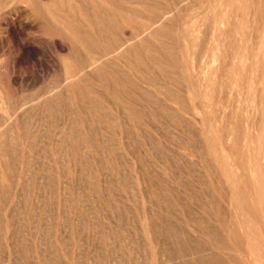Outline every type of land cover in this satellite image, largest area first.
<instances>
[{"label":"bare ground","instance_id":"bare-ground-1","mask_svg":"<svg viewBox=\"0 0 264 264\" xmlns=\"http://www.w3.org/2000/svg\"><path fill=\"white\" fill-rule=\"evenodd\" d=\"M44 118L60 224L1 208L0 264H264V0H0V203Z\"/></svg>","mask_w":264,"mask_h":264},{"label":"rangeland","instance_id":"rangeland-1","mask_svg":"<svg viewBox=\"0 0 264 264\" xmlns=\"http://www.w3.org/2000/svg\"><path fill=\"white\" fill-rule=\"evenodd\" d=\"M44 38L45 39H47V37H45L44 36ZM59 47H66V45L65 46H63V45H59V46H56V49L55 48H53L52 49V47H48V50L46 51V55L44 56V57H42L41 58V63H42V65H45V66H48V64L49 65H51L52 63H56L57 62V58L59 57V50H58V48ZM56 50H57V52H56ZM58 53V54H57ZM55 60H56V62H55ZM31 66H29V71H32L33 69L34 70H37V68H38V63H36L35 65H33V67H31ZM44 76L46 77V79H47V76H46V73L44 74ZM223 98H224V96H223ZM226 99H227V101H226ZM226 99H223V100H225V101H223V100H221L222 102L221 103H223L224 104V106H225V108H224V106H223V104L221 105V103H220V110H222V111H224V113H228L229 112V103H230V101H231V98L229 99V96H228V98H226ZM228 103V104H227ZM227 104V105H226ZM251 111V110H250ZM247 112L246 114H244V117L247 115L248 117H249V114L250 115H252V113H253V111H251V112ZM220 113V112H219ZM216 115H217V117H216ZM216 115L214 114L213 115V117H212V119L214 120V122H215V124L217 125V122L219 121L218 120V116H220L218 113H216ZM215 118V119H214ZM38 119H36L34 122H35V124H37V122H38V124L40 123V124H43V123H45V124H43L42 126H45V127H43L42 128V126H41V128H32L31 130H33V132H30V134H29V137H28V139H30V140H27V142H25V150H24V153H25V155H23V165H21L20 164V169H18L19 168V166H17L18 168H17V173H21L22 172V177H23V179H25V180H19L18 178H17V180L15 179L16 178V176H17V174H16V176H15V174L13 175V177H12V182H9V181H7V183H9V184H11V187L14 189H12L11 187L10 188H8V189H6V191H8V193L12 190L13 191V195H14V198H13V195H12V191H11V194L10 195H12V196H10L11 197V199H9L10 200V202L9 201H6V203L5 204H3V203H0V209L2 208H12V209H14V207L16 208V209H19V210H21L22 208H26L27 206L28 207H31V208H40V210L42 211L43 210V213H44V211H45V213H44V215H46L45 216V218H49L48 219V221L50 222L51 221V218L53 219V217H55V219H54V221L52 220L50 223L49 222H47L48 224H54V226H59L58 224H60V217H59V213H60V211H59V207L57 206V208L55 207V203H57V201L58 200H56L58 197H56L57 196V192L56 191H58L57 190V184L59 183L58 181H59V175H60V168L59 167H61V166H58L59 164L61 165V156H60V154H58V153H60V152H54V150L55 149H53L54 147L56 148V150L58 151V149H59V145H58V141H56V140H58V135L57 134H59V127H56L57 125H58V118L56 119V126L54 125V127H53V124L52 123H50L51 121H48V119L46 118V120H45V118L43 119V120H41L40 122H39V120L37 121ZM49 123V124H48ZM48 124V125H47ZM50 125H52V126H50ZM33 126H34V123H33ZM59 126V125H58ZM47 127V128H46ZM54 128V129H53ZM39 130H40V132H39ZM42 130V131H41ZM44 130V131H43ZM46 130V131H45ZM47 130H49V131H47ZM36 131V132H35ZM52 131V132H51ZM38 133V135H36ZM46 133H48V134H46ZM51 133V134H50ZM55 133V134H54ZM46 134V136L44 137V135ZM33 135H35V137L33 136ZM50 135H52V138L51 137H49ZM53 136L56 138V140L53 138ZM31 138H35V139H31ZM50 138V139H49ZM54 139V141H55V144H53L54 142H50V140L52 141ZM33 140H35L36 142H34ZM32 141L33 142V144H32V142H31V144L29 145V143ZM42 141V142H41ZM29 142V143H28ZM26 143H28V144H26ZM49 143H51V144H49ZM40 145V146H39ZM51 146V147H50ZM52 146H53V148H52ZM57 146V147H56ZM52 150V151H51ZM190 150V149H189ZM188 150V153L191 151H189ZM26 151V152H25ZM32 152V153H31ZM49 152V153H48ZM31 153V154H30ZM27 154H29L28 156H27ZM49 154H51L52 156H50ZM58 154V155H57ZM39 155V156H38ZM41 156V157H40ZM54 156V157H53ZM236 156V155H235ZM235 156L234 155H231L229 158H228V162H229V164L233 167V169H232V167L230 166V169L232 170V171H234V173L235 174H237L238 176L241 174L240 173V171H239V169L241 168V166L239 165V168H238V160H237V158H235ZM28 157V158H27ZM52 157H53V159H52ZM51 158V159H50ZM194 158V157H193ZM192 158V159H193ZM233 158V159H232ZM28 159V160H27ZM195 159V158H194ZM58 160L60 161V163L58 162ZM52 161V162H51ZM58 163V164H57ZM233 163V164H232ZM236 163V164H235ZM35 164V165H34ZM54 165V166H53ZM23 166H25V167H23ZM236 168V170H235V168ZM56 168H57V171H55V173L57 172V175L55 176L54 174H53V172H54V170H56ZM238 168V169H237ZM23 169V170H22ZM29 170V172L27 171V173H26V170ZM19 170V171H18ZM237 171V172H236ZM52 172V173H51ZM242 172V171H241ZM25 173V174H24ZM43 173V174H42ZM51 174H52V176H53V179L51 178L52 176H51ZM59 174V175H58ZM37 175V176H36ZM50 175V176H49ZM44 176V177H43ZM29 177V178H28ZM46 177V178H45ZM47 177H50V181L48 180L49 178H47ZM37 178V181L35 180V182L33 181L34 179H36ZM39 178V179H38ZM56 180H55V179ZM58 178V179H57ZM27 179V180H26ZM13 180H16V181H13ZM55 180V183H53V181ZM25 181V182H24ZM39 181V182H38ZM52 181V184H53V186H52V184H50V182ZM23 182V183H22ZM32 182H33V184H32ZM46 182V183H45ZM12 183H13V186H14V183H15V185H17L18 183H22L21 185H24V186H27V184H29L30 183V185H32V186H34L30 191L29 190H27V188H25L24 186V188H20V192H19V190H17V189H19V188H14L13 186H12ZM26 184V185H25ZM51 185V187L49 186V185ZM37 185V186H36ZM45 185V186H44ZM48 185V186H47ZM54 185L56 186V188L54 187ZM41 186V188H39ZM47 186V187H46ZM36 187V188H35ZM38 187V188H37ZM52 187H53V189H52ZM46 188V189H45ZM49 188H51V189H49ZM39 189V190H38ZM50 190V191H49ZM51 191H54V193L56 194V195H54V193H52ZM18 192V193H17ZM21 192H23V194L24 195H20V194H22ZM28 192V193H27ZM36 192H37V194H36ZM45 192V193H44ZM29 193H31L30 195H29ZM43 193V194H42ZM48 193H52V196H53V199H51V195L49 194L48 195ZM16 194H18V196L16 195ZM46 196H45V195ZM21 196V198H23V199H21V198H19L20 196ZM39 195H41V196H39ZM48 195V196H47ZM16 196V197H15ZM24 196V197H23ZM37 196L38 197H40V198H37ZM43 196H44V198H43ZM31 197V198H30ZM46 197H48V198H46ZM7 198H9V197H7ZM55 198V199H54ZM21 199V200H20ZM35 199V200H34ZM5 200H8V199H5ZM13 202H12V201ZM23 200V201H22ZM42 200V201H41ZM46 200H48V201H46ZM51 200H53V201H51ZM19 201H21V202H19ZM48 202H51V204L50 203H48ZM12 203V204H11ZM17 203V205H15L14 206V204H16ZM19 203V204H18ZM36 203V204H35ZM7 204V206H5ZM9 204V205H8ZM34 204V205H33ZM40 204V205H39ZM45 204V205H44ZM46 204L48 205V206H46ZM52 204H54V207H52L53 205ZM58 204V203H57ZM19 205V206H18ZM26 205V206H25ZM42 205V206H41ZM22 206V207H21ZM43 206H44V209H43ZM47 207H49V208H47ZM47 208V209H46ZM56 208V209H55ZM46 209V210H45ZM56 211H54V210ZM58 209V210H57ZM51 210H53V212L51 211ZM50 213L52 214V215H50ZM55 213H57L58 214V217L56 216L57 214H55ZM2 215H7V214H5V213H2ZM47 215H50V217L49 216H47ZM53 216V217H52ZM56 218H58V219H56ZM51 225H48L47 226V229H49V228H51V229H49V232H47V229L45 228V232L46 233H52L53 232V235L52 234H49V235H51V236H48V234H43L42 236H44V238H46V239H48V240H46L45 239V241H44V238L42 237H36V239L34 238V239H32L34 242H37V241H43L44 242V246L46 247L47 246V248H50L51 246H52V242H54V241H58V238L56 239V237L55 236H58L59 237V227H58V229L56 230L55 229V227L53 228V230H52V226ZM57 228V227H56ZM56 231H55V230ZM35 232V230L34 229H32L31 230V232L32 233H34ZM37 232V231H36ZM39 232V231H38ZM58 232V233H57ZM57 234V235H54V234ZM55 237V240H54V237ZM48 237V238H47ZM52 237H53V239H52ZM50 238V239H49ZM48 241V242H47ZM51 241V242H50ZM45 242H47L48 243V245H47V243L45 244ZM36 245H37V243H36ZM31 246H33V245H31ZM44 246H42V248L43 249H47V248H45ZM56 247H57V243H56ZM39 249H40V247H39ZM39 249H37L38 250V252L40 253H29V255L30 256H33V255H35V256H42L43 255V253H42V251L41 250H39ZM46 255H48L47 253H45L44 254V256H46ZM20 257V256H19ZM80 257H83L82 255L80 256Z\"/></svg>","mask_w":264,"mask_h":264}]
</instances>
